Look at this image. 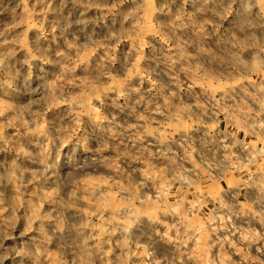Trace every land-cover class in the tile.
Returning a JSON list of instances; mask_svg holds the SVG:
<instances>
[{
	"label": "rangeland",
	"instance_id": "374dc122",
	"mask_svg": "<svg viewBox=\"0 0 264 264\" xmlns=\"http://www.w3.org/2000/svg\"><path fill=\"white\" fill-rule=\"evenodd\" d=\"M0 264H264V0H0Z\"/></svg>",
	"mask_w": 264,
	"mask_h": 264
},
{
	"label": "built area",
	"instance_id": "2783aa9c",
	"mask_svg": "<svg viewBox=\"0 0 264 264\" xmlns=\"http://www.w3.org/2000/svg\"><path fill=\"white\" fill-rule=\"evenodd\" d=\"M205 144L208 153L204 155L203 149L197 152L199 163L207 170L213 182L220 186L224 184L227 188L226 192L231 191V193L235 189L228 185L230 177L247 172L248 167L261 153L260 149L251 148L245 138L240 139L228 130L211 133L208 143L205 141Z\"/></svg>",
	"mask_w": 264,
	"mask_h": 264
}]
</instances>
